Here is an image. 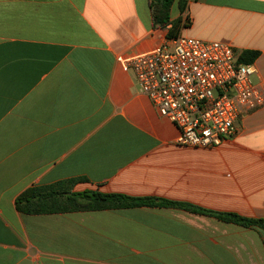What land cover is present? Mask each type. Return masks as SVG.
I'll list each match as a JSON object with an SVG mask.
<instances>
[{
	"label": "crops",
	"instance_id": "1",
	"mask_svg": "<svg viewBox=\"0 0 264 264\" xmlns=\"http://www.w3.org/2000/svg\"><path fill=\"white\" fill-rule=\"evenodd\" d=\"M180 34L257 52L264 0H188ZM155 0H0V264H264V232L174 207L29 215L27 189L161 198L264 220V106L217 148L179 130L119 56L148 52L171 25ZM172 11V8H171Z\"/></svg>",
	"mask_w": 264,
	"mask_h": 264
},
{
	"label": "built area",
	"instance_id": "2",
	"mask_svg": "<svg viewBox=\"0 0 264 264\" xmlns=\"http://www.w3.org/2000/svg\"><path fill=\"white\" fill-rule=\"evenodd\" d=\"M159 113L179 130L177 142L217 148L235 134L239 118L264 106L253 64L239 62L230 43L180 34L154 49L119 56Z\"/></svg>",
	"mask_w": 264,
	"mask_h": 264
},
{
	"label": "trees",
	"instance_id": "3",
	"mask_svg": "<svg viewBox=\"0 0 264 264\" xmlns=\"http://www.w3.org/2000/svg\"><path fill=\"white\" fill-rule=\"evenodd\" d=\"M155 19L162 26L171 25L167 38L180 35L186 27L182 18L171 20V8L176 0H155ZM188 0H179L178 6L183 13ZM258 57L257 52H244L239 56L240 63L251 64ZM83 179L61 181L50 185L36 186L24 191L16 200L17 209L29 215L58 214L84 211H101L108 209H125L134 207H174L187 211L213 216L216 219L244 228H255L264 232V220L253 219L229 212H214L183 202H173L161 198H136L120 193H103L97 190L74 191V187Z\"/></svg>",
	"mask_w": 264,
	"mask_h": 264
},
{
	"label": "rangeland",
	"instance_id": "4",
	"mask_svg": "<svg viewBox=\"0 0 264 264\" xmlns=\"http://www.w3.org/2000/svg\"><path fill=\"white\" fill-rule=\"evenodd\" d=\"M177 4H174L173 7H172V14L175 15L177 13ZM186 35V34H184ZM188 36V35H187ZM139 264H160V263H148V262H142V263H139Z\"/></svg>",
	"mask_w": 264,
	"mask_h": 264
}]
</instances>
